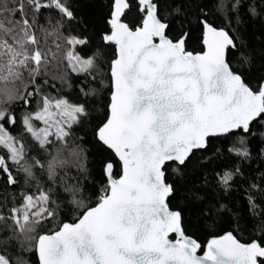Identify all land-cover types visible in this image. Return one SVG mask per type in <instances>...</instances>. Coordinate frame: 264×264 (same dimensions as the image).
I'll list each match as a JSON object with an SVG mask.
<instances>
[{"label":"snow or ice","instance_id":"obj_1","mask_svg":"<svg viewBox=\"0 0 264 264\" xmlns=\"http://www.w3.org/2000/svg\"><path fill=\"white\" fill-rule=\"evenodd\" d=\"M0 264H264V0H0Z\"/></svg>","mask_w":264,"mask_h":264},{"label":"trees","instance_id":"obj_2","mask_svg":"<svg viewBox=\"0 0 264 264\" xmlns=\"http://www.w3.org/2000/svg\"><path fill=\"white\" fill-rule=\"evenodd\" d=\"M82 3H84L85 7H87V0H82Z\"/></svg>","mask_w":264,"mask_h":264}]
</instances>
